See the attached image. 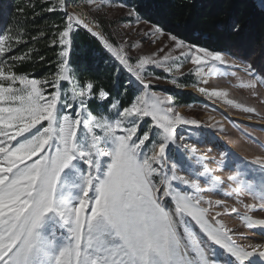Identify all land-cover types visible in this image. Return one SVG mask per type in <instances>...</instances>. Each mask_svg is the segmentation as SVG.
Here are the masks:
<instances>
[{
  "label": "snow or ice",
  "instance_id": "snow-or-ice-1",
  "mask_svg": "<svg viewBox=\"0 0 264 264\" xmlns=\"http://www.w3.org/2000/svg\"><path fill=\"white\" fill-rule=\"evenodd\" d=\"M86 3L95 5L96 11L103 6V0ZM67 7L68 0H59L66 22L52 41L53 46L58 41L61 50L51 80L15 73L2 58L12 50L13 39L21 41L0 31V264H264V243L237 244L233 230L219 219L229 210L214 211L224 201L209 198L219 194L227 181L230 190L225 195L235 196L246 210L240 217L243 225L249 230L264 228V219L248 214L264 211V154L240 160L221 153L218 168L232 174L214 175L218 169L197 155L198 139L177 145L178 139L185 140L178 128L198 129L200 122L168 106L170 97L149 91L143 74L149 65L170 72L190 62L201 79L234 76V87L253 93L264 85V77L228 51L186 44L171 34L183 61L169 54L160 59L139 56L132 63L124 44L114 46L97 30L99 24L68 12ZM128 16L137 25L143 20L135 8ZM79 28L97 38L142 86L128 106L121 107L119 99L103 87L97 89L92 79L80 83L70 67L72 34ZM231 29L239 32L240 26L233 23ZM162 33L159 25H153L146 35ZM219 66L235 68L244 76ZM131 85L132 81L126 82L125 91ZM115 86L119 88L118 83ZM198 91L255 111L228 100L227 88ZM93 100L101 105L96 114L88 107ZM148 119L151 122L141 134ZM243 196L255 203L243 204ZM230 212L238 214L236 207ZM193 223L206 241L193 232ZM213 246L229 259L221 261Z\"/></svg>",
  "mask_w": 264,
  "mask_h": 264
},
{
  "label": "trees",
  "instance_id": "trees-1",
  "mask_svg": "<svg viewBox=\"0 0 264 264\" xmlns=\"http://www.w3.org/2000/svg\"><path fill=\"white\" fill-rule=\"evenodd\" d=\"M128 9L135 8L150 25H159L163 33L174 35L186 44H199L212 50L232 53L240 62L251 64L258 77H264V0H117ZM54 11H47L48 8ZM6 17V18H4ZM65 14L49 0H0L1 30L12 40V70L41 81L51 80L58 71L60 46L53 39L65 26ZM240 26L234 32L231 25ZM70 67L80 83L92 79L99 89L109 91L120 100L121 107L131 104L135 90L115 65L107 60L101 43L89 33L77 29L72 34ZM119 84V88L115 85ZM176 105L186 106L196 101L190 95H177ZM111 102V100L109 101ZM96 114L101 105L93 100L88 105ZM103 107H107L104 105ZM198 236H202L196 229Z\"/></svg>",
  "mask_w": 264,
  "mask_h": 264
},
{
  "label": "rangeland",
  "instance_id": "rangeland-1",
  "mask_svg": "<svg viewBox=\"0 0 264 264\" xmlns=\"http://www.w3.org/2000/svg\"><path fill=\"white\" fill-rule=\"evenodd\" d=\"M49 2H53L59 8V0H49ZM72 4L71 7H67V11L76 13V4ZM84 4L83 8L85 11L87 10L89 19L99 24V29L97 30L101 31L114 46L118 47L124 44V49L130 57V62L135 63V60L139 56L154 55L155 58L160 59L169 54L176 58L178 62L183 61V57L180 56L179 51L174 50V43L169 39V35L165 33L157 34L156 36L146 35V33L150 32L152 25L143 20L137 25L134 18L128 16L130 9L121 6L123 5L122 2L103 0V6L99 11L95 10V5H88L86 0H84ZM0 31H2L1 26ZM11 51L6 53L2 59L6 60L13 68L16 60L11 59ZM103 51L107 54L106 61L115 65L116 70L124 75L126 82L132 81L130 87L135 90L136 96L139 95L142 91V86L135 82L134 78L123 69V66L119 64V61L111 53L107 52L104 48ZM219 67L221 71L237 72V75L244 76L243 73L238 72L235 68L225 69L223 66ZM143 75L150 85L149 91H155L161 96L170 97L171 104L168 106L179 112L184 118L195 119L200 122L201 127L198 129L191 126L178 128V135H184L185 140L181 141L178 139L177 145H190L198 139L200 142L197 144V155L206 157L205 163L211 168L218 169L214 175L226 178L232 174L227 168L222 170L218 168L217 162L221 158V153H231L240 160H251L256 155L264 154V147H262L264 146V85L258 86L255 93H253L251 90L234 87L237 84L234 76L222 77L213 75L201 79L193 71V65L190 62H183L179 71L173 67V70L170 72L165 71L164 67L149 65ZM172 81H175V83ZM68 87L69 85L65 84L64 90L66 91ZM200 87L227 88L229 90L228 100L235 101L245 108L252 107L255 111L247 112L243 108H236L234 105H229L223 100L209 99L198 91ZM45 88L49 92L52 90L47 85H45ZM183 94L193 96L196 98V101L186 106L176 105L175 97ZM68 96L70 97L71 93H68ZM150 122V119H148L141 125V134L146 130L147 124ZM209 125L213 126L209 127ZM190 133H195L196 135H193L189 139ZM210 133L215 136V141L209 139ZM172 151L175 153L176 148L173 147ZM232 171H235L234 166ZM202 186L205 185L202 184ZM229 190V183L225 181V184L221 186L219 194H209V198L212 200L222 199L224 201V204L214 211L223 212L225 208L229 210V214L222 215L219 219L228 228L233 230V240L237 244L264 243V228L257 227L249 230L243 225L240 217L245 214L246 210L237 202L235 196L229 198L225 195ZM240 199L243 201V204L255 203L248 196H243ZM232 207L237 208L238 214L230 212ZM248 214L254 219H264V211L257 210ZM191 227L197 235L196 229L199 230L198 226L193 223ZM198 237L202 241H206V237L203 234L201 237ZM213 247L221 261L229 259L227 253L222 249L218 246Z\"/></svg>",
  "mask_w": 264,
  "mask_h": 264
},
{
  "label": "bare ground",
  "instance_id": "bare-ground-1",
  "mask_svg": "<svg viewBox=\"0 0 264 264\" xmlns=\"http://www.w3.org/2000/svg\"><path fill=\"white\" fill-rule=\"evenodd\" d=\"M72 3H74V4H76V6H75V8H76V12H77V6H78V4H80V7H81V10H82V15H86L87 17H88V14H87V10L85 11V9L83 8L84 7V0H70L69 2H68V6L69 7H71V5H73ZM89 18V17H88ZM80 30H82V31H85V32H87L85 29H83V28H79ZM88 33V32H87ZM90 34V33H89ZM91 35V34H90ZM95 38V37H94ZM95 39H97V38H95ZM210 135V137H209V139L211 140V141H215V136H213V135H211V133L209 134Z\"/></svg>",
  "mask_w": 264,
  "mask_h": 264
},
{
  "label": "built area",
  "instance_id": "built-area-1",
  "mask_svg": "<svg viewBox=\"0 0 264 264\" xmlns=\"http://www.w3.org/2000/svg\"><path fill=\"white\" fill-rule=\"evenodd\" d=\"M76 13L82 14V10H81L80 4H78V6H77V12Z\"/></svg>",
  "mask_w": 264,
  "mask_h": 264
}]
</instances>
